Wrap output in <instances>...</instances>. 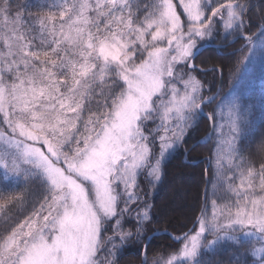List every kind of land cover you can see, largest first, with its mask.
Returning <instances> with one entry per match:
<instances>
[{"label":"snow or ice","instance_id":"obj_1","mask_svg":"<svg viewBox=\"0 0 264 264\" xmlns=\"http://www.w3.org/2000/svg\"><path fill=\"white\" fill-rule=\"evenodd\" d=\"M249 11L247 0H0V264H115V238L140 243L142 264H202L221 241L245 249L236 264H264V159L239 146V97L227 105V132L218 126L221 195L194 230L173 237L178 249L151 262L152 204L140 187L141 177L156 187L215 102L193 74L198 41L222 25L252 43ZM217 115L223 107L208 119ZM12 178L38 182L30 210Z\"/></svg>","mask_w":264,"mask_h":264},{"label":"trees","instance_id":"obj_2","mask_svg":"<svg viewBox=\"0 0 264 264\" xmlns=\"http://www.w3.org/2000/svg\"><path fill=\"white\" fill-rule=\"evenodd\" d=\"M36 0H19V3L34 4ZM43 2V0H40ZM250 11L246 14L244 35L253 36L264 28V0H247ZM32 11H36L32 8ZM259 33V32H258ZM257 33L258 39L260 33ZM194 58L196 70L193 74L205 85L204 94L214 95L221 83L215 102L205 105L204 115L200 114L194 125L188 130L183 142L166 160L162 180L152 188L141 177V186L146 198L152 204V221L147 225L145 235L149 238L154 232H167L154 235L144 242L148 244L147 256L151 262L154 256L166 257L180 247V242L173 239L185 233L195 222L203 201V191L207 186L204 207L211 212V201L221 195L214 189L217 184V165L214 151L218 141L217 130L210 138L203 140L215 121L210 122L208 114L217 112V104L233 89L237 90L241 106V119L246 121L244 135L240 147L245 157L259 163L264 159V153L258 151V146L264 141V52L253 58L249 46L244 45V39L236 35H225L222 25L212 37L198 41L197 49L205 45ZM196 49V50H197ZM218 68L221 70L219 75ZM208 164V167H207ZM207 167V168H206ZM16 191H23L27 199L26 210L41 197L38 182L25 183L20 178L18 184L12 178ZM0 175V185L7 184ZM215 193V194H214ZM134 221L129 220L123 227L125 230L133 227ZM6 225L0 219V232ZM194 230V229H193ZM112 228H108L106 236H112ZM211 239V237H209ZM115 264H142L144 259L142 245L135 240H129L120 245L118 238ZM108 247H111L108 245ZM245 249L230 241H221L214 248L204 250L200 257L202 264H236L237 258L243 260ZM105 254H101L103 258Z\"/></svg>","mask_w":264,"mask_h":264},{"label":"rangeland","instance_id":"obj_3","mask_svg":"<svg viewBox=\"0 0 264 264\" xmlns=\"http://www.w3.org/2000/svg\"><path fill=\"white\" fill-rule=\"evenodd\" d=\"M178 11H181V10L179 9V7H178ZM223 30H224V29H223ZM261 30H262V29H261ZM261 30H260V32H261ZM260 32H259V33H260ZM259 33H258V34H259ZM224 34L226 35L225 31H224ZM245 36H248V35H245ZM251 37H252V43H249L247 40L244 39V45H243V46H249V50H250V52H251V56H253V58H255V57H258V55H260L261 53H263V52H264V49H262V48L259 46V44H260V38L258 39L257 34H255V35H253V36H251ZM207 45H208V44H207ZM209 46H210V45H209ZM213 46H214V45H213ZM201 51H202V50H201ZM195 52H196V50H195ZM197 54H198V53H197ZM197 54L195 55V57L197 56ZM193 63L195 64L194 61H193ZM196 70L198 71V70H200V68L196 66ZM206 71H207V69H206ZM202 72H205V71H202ZM218 72H219V75L221 76V70H220L219 68H218ZM233 97H238V95H237V90H236V89L231 90V91H230V92L224 97V99H223L221 102H219V103L217 104V106H216V108H217V112H219L220 107H223V108H224V111H225V117H224L223 120L220 118L219 115L216 116V117H217V120H218V122H217V126H216L218 136H219L218 126H219L220 124H225L224 131L227 132V126H226V124H227V105H228L229 101H230ZM202 113H204V110H203ZM204 114H205V113H204ZM177 148H178V146L176 147V149H177ZM176 149H175L172 153H174V152L176 151ZM172 153H171V154H172ZM143 182H144V181L140 182V187L144 184ZM141 189H142V187H141ZM142 190H143V189H142ZM143 191H144V190H143ZM107 228H112V223H111V222L107 225Z\"/></svg>","mask_w":264,"mask_h":264},{"label":"water","instance_id":"obj_4","mask_svg":"<svg viewBox=\"0 0 264 264\" xmlns=\"http://www.w3.org/2000/svg\"><path fill=\"white\" fill-rule=\"evenodd\" d=\"M261 29H262V28H261ZM261 29H259L258 32H260ZM258 32H257V33H258ZM257 33H256V34H257ZM210 46H213V45H210ZM206 47H209V45H205V46H202V47L198 48V49L196 50V54L199 53L201 50H203V49L206 48ZM196 54H195V55H196ZM200 71H206V70L200 69ZM220 87H221V83L219 84V86H218V88H217V91H216L215 94H214V95H215V98H216L217 95L219 94ZM201 114L204 115V113H201ZM207 117H208V116H207ZM209 121H210V120H209ZM210 122H212V121H210ZM212 132H213V127H212V125H211V129H210L209 134H208L203 140H199L198 142H196V144H197V143H204V142H206V141L210 138V136L212 135ZM207 167H208V164H207ZM207 167H206V168H207ZM206 192H207V186H205L204 191H203V201H202V207H201V209L204 208L205 198H206ZM200 213H201V210H200L198 216L200 215ZM198 216H197V217H198ZM194 225H195V222L192 224V226H191L186 232H189L190 230H193V229H194ZM186 232H185V233H186ZM161 233H167V232H154L151 236H149V239H151V237H153L154 235H158V234H161ZM183 234H184V233H183ZM183 234H181L180 236H183ZM176 241H177V240H176Z\"/></svg>","mask_w":264,"mask_h":264}]
</instances>
